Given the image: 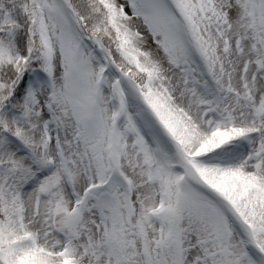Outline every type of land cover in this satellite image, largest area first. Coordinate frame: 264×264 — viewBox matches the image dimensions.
Listing matches in <instances>:
<instances>
[{"label": "snow or ice", "instance_id": "obj_1", "mask_svg": "<svg viewBox=\"0 0 264 264\" xmlns=\"http://www.w3.org/2000/svg\"><path fill=\"white\" fill-rule=\"evenodd\" d=\"M0 264H264V0H0Z\"/></svg>", "mask_w": 264, "mask_h": 264}]
</instances>
